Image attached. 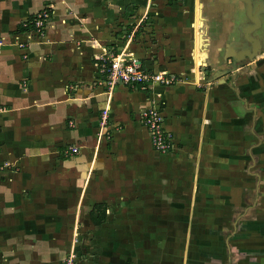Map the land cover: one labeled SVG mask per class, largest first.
Instances as JSON below:
<instances>
[{"label":"crops","instance_id":"0c3cea01","mask_svg":"<svg viewBox=\"0 0 264 264\" xmlns=\"http://www.w3.org/2000/svg\"><path fill=\"white\" fill-rule=\"evenodd\" d=\"M167 1L0 0V264H62L74 237L130 240L123 224L166 218L167 208L209 224L208 264H264V56L251 72L239 64L264 49L252 35L261 22L248 30L245 5L252 22L225 42L231 29L216 39L200 4L193 17ZM48 6L45 33L27 31L24 22ZM106 50L178 81L110 87L98 67ZM221 52L234 67L206 76L204 62L219 63ZM150 108L172 136L169 152L152 146L142 122ZM248 161L261 168L256 182ZM106 247L98 264H133L113 261L123 250ZM174 251L138 258L173 264Z\"/></svg>","mask_w":264,"mask_h":264},{"label":"rangeland","instance_id":"374dc122","mask_svg":"<svg viewBox=\"0 0 264 264\" xmlns=\"http://www.w3.org/2000/svg\"><path fill=\"white\" fill-rule=\"evenodd\" d=\"M169 1H176V3L168 4V6H173V8L181 10V13L183 12V10H188L189 13L193 14V17L196 13V7L200 4L202 6L203 14L206 16L205 27L210 29L211 34L217 36L216 39H219L222 33L223 35H225L226 28L231 29L230 34L228 35L229 37H224L223 39L225 40V42L230 40L232 41L233 39L237 38V28L240 23L252 22L250 18L248 19V17L244 16V6L246 4H244L240 0H238L239 2L237 0H226V7H224L226 9V13H223L220 7V4H222L225 0H168L167 2L169 3ZM257 1L264 4V0ZM158 5L159 4H157V6ZM155 7L156 4L153 5V8ZM259 19L261 25L255 30L252 35L258 39L261 38L264 42V9L261 13H259ZM180 21H183L185 23L186 18L180 16ZM263 53L264 49L259 52V54H254V56L252 57L253 60H250V58L244 59L239 64L244 65L243 67L246 68V72H251L252 66H249L248 64L253 63L252 61L254 60L257 61L258 59L259 60L257 61V63H259L264 56ZM216 56L218 57V59H221L219 60V63H208L207 65V61L204 62L205 64L203 65L202 69H204L203 73L205 72L206 76L212 75L217 70L222 71V68L228 69L234 67L233 60L231 58L230 60H232V62H229V59L228 61L223 59V52ZM211 59L212 58H210V61L208 62H211ZM256 68H258V65ZM256 68L254 67V70H256ZM252 167L253 162L248 161L247 171H251L254 173L250 174V176H252L253 180L256 182V179H259L261 168L254 169ZM155 212H160V210H156ZM194 212H197L201 219L206 221L208 220L207 210L202 211V209H198L194 210ZM236 212L242 213L241 209H238V211L236 210ZM162 214V216L166 218H145L141 219L136 224H132V226L123 224V226L121 227L125 229V232L129 228V231L133 233V236L130 240L127 239L128 235L124 232V236L121 241H108L107 245L96 240L94 242H92L93 240L87 242H78L77 240L75 241V239H77L78 237H74V241L71 243L69 248H67L66 246V250L69 249L67 252H70L69 254H72L71 256L75 255L73 264H98L97 262L100 258L99 254L102 248L106 246V249H109L110 252L113 249L114 251H117L118 249L123 250L121 253V257H119L118 255L116 256L119 259L112 258L113 261L117 262H124L125 259H130L133 264H144L147 261L143 262L138 258V254L140 252H148L153 250L158 251L164 249L173 255L175 254V248H178V255H176L175 257L173 256V258H169L170 260L173 259L171 261L173 262V264H188V260L192 259L191 257L193 254L195 256H193V261H191L192 264H208L207 262L209 258L207 257V243L205 241L207 239L206 234L209 224H197L196 222L191 223V210L184 209L182 215H180L181 210L167 208L162 210ZM133 229H135V231H133ZM177 237L179 240H176ZM203 239L205 240L202 241ZM82 249H84L85 251ZM88 255L91 256L88 257ZM71 256H66L62 264H65ZM134 261L136 262L134 263ZM126 264L129 263L126 262Z\"/></svg>","mask_w":264,"mask_h":264},{"label":"built area","instance_id":"2783aa9c","mask_svg":"<svg viewBox=\"0 0 264 264\" xmlns=\"http://www.w3.org/2000/svg\"><path fill=\"white\" fill-rule=\"evenodd\" d=\"M51 7L37 12L29 20L24 22L23 27L38 35H43L52 18ZM5 42L0 40V50ZM25 45L20 44V47ZM98 67L105 82L113 87L117 84L128 86H141L146 88L152 84L172 85L177 82V77L168 73H153L143 67L137 59H131L125 55H114L105 51L98 56ZM142 122L148 129L152 146L159 152L166 153L173 148L172 136L167 134L162 127L163 116L157 108H150L142 112ZM105 122L102 123L104 125ZM77 148H70L66 155L77 154ZM72 254H69L71 256ZM75 255L71 256L65 264H73Z\"/></svg>","mask_w":264,"mask_h":264},{"label":"water","instance_id":"95a60500","mask_svg":"<svg viewBox=\"0 0 264 264\" xmlns=\"http://www.w3.org/2000/svg\"><path fill=\"white\" fill-rule=\"evenodd\" d=\"M240 1H242L246 4L249 16L255 22L254 26H252V28L251 27L248 28V30L255 28L256 26H258V24L260 22L258 14H259V12L263 11V7H262L263 3H259L258 6L255 8L254 12H250V5L252 3L251 0H240Z\"/></svg>","mask_w":264,"mask_h":264},{"label":"bare ground","instance_id":"6f19581e","mask_svg":"<svg viewBox=\"0 0 264 264\" xmlns=\"http://www.w3.org/2000/svg\"><path fill=\"white\" fill-rule=\"evenodd\" d=\"M257 6H258L257 2H254V1H253V2L251 3V5H250V12L254 11L255 8H256ZM262 7H263V9H264V4L262 5ZM198 21H199V20H198ZM196 23H198V22H196ZM201 25H203V22H201L198 26H201ZM250 27H251V25H250ZM241 29H242L243 32H247V29H245L244 26H242ZM251 31H252V30H251ZM245 35H246V33H245ZM248 40H249V38H248ZM242 43H243V39L240 40L237 44L241 45ZM252 43H253V42H252ZM233 47H236V45L234 44Z\"/></svg>","mask_w":264,"mask_h":264},{"label":"trees","instance_id":"16d2710c","mask_svg":"<svg viewBox=\"0 0 264 264\" xmlns=\"http://www.w3.org/2000/svg\"><path fill=\"white\" fill-rule=\"evenodd\" d=\"M94 216H95V217H93V221H94V223H96V225H100L102 219L97 220V219H96V215H94Z\"/></svg>","mask_w":264,"mask_h":264},{"label":"flooded vegetation","instance_id":"af4514ba","mask_svg":"<svg viewBox=\"0 0 264 264\" xmlns=\"http://www.w3.org/2000/svg\"><path fill=\"white\" fill-rule=\"evenodd\" d=\"M244 11H245V9H244ZM202 15H203V12H202ZM203 40H204V41L207 40V36H206V34L203 36Z\"/></svg>","mask_w":264,"mask_h":264}]
</instances>
